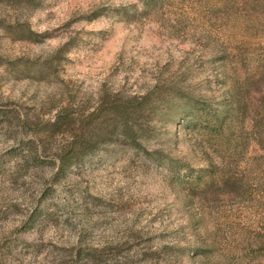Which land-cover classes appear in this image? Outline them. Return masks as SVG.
Wrapping results in <instances>:
<instances>
[{"label": "rangeland", "instance_id": "374dc122", "mask_svg": "<svg viewBox=\"0 0 264 264\" xmlns=\"http://www.w3.org/2000/svg\"><path fill=\"white\" fill-rule=\"evenodd\" d=\"M0 264H264V0H0Z\"/></svg>", "mask_w": 264, "mask_h": 264}, {"label": "trees", "instance_id": "16d2710c", "mask_svg": "<svg viewBox=\"0 0 264 264\" xmlns=\"http://www.w3.org/2000/svg\"><path fill=\"white\" fill-rule=\"evenodd\" d=\"M205 111V110H204ZM232 109L230 108L229 105L225 104V105H220V106H216V108L212 111L209 110V112L205 113V116H202L201 119H199V123L197 125H199L201 128V130L204 133H210L212 134L214 137H217L219 139H226L227 137V133L231 130L232 128ZM134 114H132L133 118L135 119L133 124L131 126H125L122 130L123 132H121L123 135H126V137H128L129 139H131V141L135 142L136 141V137H135V132L138 131L135 128V121L137 120V110H135V112H133ZM203 115V114H202ZM196 125V124H195ZM194 127V126H193ZM119 132L116 130H114L115 135H117ZM212 171V170H211ZM192 173V171L190 172V174ZM215 172L212 171L210 172V170L208 171V168L205 170H201L199 172H193L191 174V177L188 178L187 180L185 179L184 181H193V182H197V183H206V184H210L212 182H215ZM225 184H229L230 183V179L229 178H225L222 180Z\"/></svg>", "mask_w": 264, "mask_h": 264}]
</instances>
